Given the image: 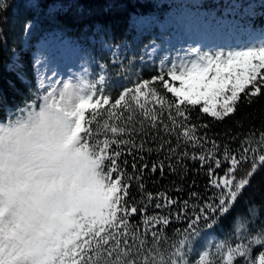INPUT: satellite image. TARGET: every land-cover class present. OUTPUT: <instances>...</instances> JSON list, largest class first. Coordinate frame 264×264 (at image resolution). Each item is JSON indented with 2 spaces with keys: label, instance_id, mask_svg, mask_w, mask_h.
I'll return each instance as SVG.
<instances>
[{
  "label": "trees",
  "instance_id": "trees-1",
  "mask_svg": "<svg viewBox=\"0 0 264 264\" xmlns=\"http://www.w3.org/2000/svg\"><path fill=\"white\" fill-rule=\"evenodd\" d=\"M0 5H3L0 8V123L15 117L28 103L36 108L41 104L32 53L44 33L59 32L85 48L95 66L104 68L103 80L94 81L93 96L107 95L110 103L99 110L86 111L84 126L90 131L82 134V140L96 151L107 142L112 149L107 155L117 150L125 153L120 158L123 172L118 175L127 173L124 179L125 183H130L129 205L141 211L128 221L130 229H109L105 236V239L115 237L107 246L109 248L121 241L116 248L119 253L125 250L122 241L126 237L131 254L121 256L118 262L108 259L104 246L98 247L93 240L92 264L97 260L100 264H123L125 259H135L138 264H167L184 238L190 218H194L203 205L218 203L215 198L220 197L221 192L210 184V179L225 177L228 168L225 163L216 176L210 177L208 167H202L199 159L191 157L210 158L215 153L216 158L223 160L225 150L230 158L234 156L244 161L245 155L247 157L234 175L226 178L237 183L248 182L242 186L227 214L217 213L211 220L195 226L199 230L193 238L197 243L181 246V251L189 264H197L200 257H203L200 264H260L264 255V243H257L264 242V163L260 162V157L264 156V91L257 96L242 95L234 112L220 119L202 113V104L193 107L185 103L180 107L175 97L159 81L152 79L162 76L157 67L140 65L130 50L131 47L135 53H140L147 42L143 34L137 36L130 16H162L169 7L166 3L154 0H36L35 6H31L25 0H0ZM263 23L259 20L260 25ZM124 44L129 50L127 48L118 61H114L112 50L102 48V45L115 48ZM163 77L168 80L166 75ZM137 84L145 85L139 103L132 99L133 92L126 94L128 107L113 109L111 105L119 94L125 88L134 89ZM177 107L182 116L177 115ZM152 116L157 117L155 128ZM113 127L125 128V132L112 133ZM123 141L127 143L120 147ZM169 145L171 148L179 145L177 154L169 151ZM244 149H248L246 154ZM185 152L187 158H182ZM133 162L138 167H147L142 176L136 171L138 179L129 181L134 172ZM154 164L157 165L155 171L152 170ZM230 190L224 189L225 192ZM170 200L177 203L168 206ZM185 202L187 211H182ZM157 204L161 207L157 208ZM164 216L169 217L170 223L155 227ZM153 232L157 239H153ZM88 255L85 252V256Z\"/></svg>",
  "mask_w": 264,
  "mask_h": 264
},
{
  "label": "snow or ice",
  "instance_id": "snow-or-ice-1",
  "mask_svg": "<svg viewBox=\"0 0 264 264\" xmlns=\"http://www.w3.org/2000/svg\"><path fill=\"white\" fill-rule=\"evenodd\" d=\"M168 75L172 81H178L179 86L169 84L163 76L152 79L159 81L180 107L185 103L193 107L203 103L202 113L220 119L234 112L242 95L257 96L264 91V47L228 54L227 59L217 55L204 63L193 62L179 73L169 72ZM144 86L137 84L134 89L125 88L111 105L112 108L128 107L126 94L133 92L132 99L139 103ZM109 103L107 95L94 97L90 94L62 93L56 107L67 119L55 127L45 122L42 112L39 113V123H32V113L36 110L21 113L17 119L3 123L6 127L0 128V264H92L93 240L98 247L104 246L108 259L118 262L121 256L131 254L126 237L122 241L125 245L123 253L116 251L121 241L109 248L107 246L115 237L105 239L109 229H130L128 221L141 211L137 206L129 205L130 183H125L124 179L127 173L118 175L123 172L120 158L125 153L117 150L107 155L112 152L107 142L96 151L82 140V134L90 131L84 126L86 111L99 110ZM180 107L176 109L178 116L183 115ZM140 108L143 109L144 105L141 104ZM151 119L155 128L157 117L152 116ZM111 131L123 134L125 128L113 127ZM188 142L185 141L186 144ZM126 143L123 141L119 146L123 147ZM178 148L179 145L177 148L169 145L172 154H177ZM247 151L244 149L245 154ZM216 156L214 153L210 158L204 155L191 157L199 159L202 167H208L210 177L216 176L225 163H228V168L225 177L210 179V184L220 189V197L215 198L218 203L203 205L194 218H190L184 238L179 241L167 264H189L181 246L197 243L193 239L199 232L195 226L201 221L211 220L217 213L221 216L227 214L242 186L248 182L237 183L226 178L234 175L240 163L246 162V155L244 161L234 156L230 158L227 150L223 160ZM181 157L187 158V152ZM260 162L264 163V156L260 157ZM123 163L126 168L127 161ZM146 167H138L133 162L134 172L129 181L138 179L136 171L142 176ZM156 168L154 164L152 170ZM225 188L231 190L225 192ZM176 203L170 200L168 206ZM181 210L187 211V202ZM179 215L180 211L177 218ZM160 223L168 225L169 217H161L155 227L158 228ZM152 235L153 239L158 238L155 232ZM85 252L89 253L87 257ZM96 264H100L99 260ZM123 264L138 262L125 259ZM260 264H264V255Z\"/></svg>",
  "mask_w": 264,
  "mask_h": 264
},
{
  "label": "rangeland",
  "instance_id": "rangeland-1",
  "mask_svg": "<svg viewBox=\"0 0 264 264\" xmlns=\"http://www.w3.org/2000/svg\"><path fill=\"white\" fill-rule=\"evenodd\" d=\"M154 1L169 7L162 16H130L137 36L143 34L148 39L140 53L130 47L137 57L130 54L142 66H156L162 76H167L169 84L179 86L178 81L171 80L169 72L179 73L193 62L204 63L217 55L227 59L228 54L264 47V23L259 24V20L264 22V0ZM25 3L35 6L36 0H25ZM102 48L112 50L115 60L129 50L125 44L115 48L102 45ZM32 56L40 105L52 99L59 102L62 93L93 95V82L104 78V68L94 65L90 53L58 32L44 33L35 43ZM36 109L28 103L7 122ZM5 127L0 123V128ZM199 260L197 264L203 257Z\"/></svg>",
  "mask_w": 264,
  "mask_h": 264
},
{
  "label": "clouds",
  "instance_id": "clouds-1",
  "mask_svg": "<svg viewBox=\"0 0 264 264\" xmlns=\"http://www.w3.org/2000/svg\"><path fill=\"white\" fill-rule=\"evenodd\" d=\"M57 101L55 99L45 102L42 107L36 109L32 116L34 117L32 123L38 124L40 121L39 113H43L44 120L46 123L55 127L59 122L66 120L62 111H59L56 107ZM27 119V117H25ZM7 123V122H6Z\"/></svg>",
  "mask_w": 264,
  "mask_h": 264
}]
</instances>
